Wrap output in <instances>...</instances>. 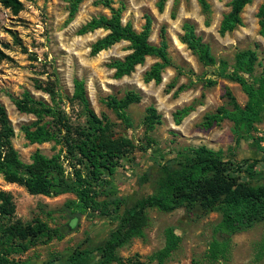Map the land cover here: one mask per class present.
Listing matches in <instances>:
<instances>
[{
    "label": "rangeland",
    "instance_id": "rangeland-1",
    "mask_svg": "<svg viewBox=\"0 0 264 264\" xmlns=\"http://www.w3.org/2000/svg\"><path fill=\"white\" fill-rule=\"evenodd\" d=\"M19 1L22 10L17 14L0 4V103L5 107L13 128V147L23 162H30V156L36 150L46 156H51L54 151L52 143L30 144L24 138L21 127L34 122L35 117L17 112L11 99L30 91L36 99L50 103L46 94L34 89L33 81H58L63 96H71L75 78L84 81L91 107L99 118L104 117L109 122V133L133 143L134 149L119 160L113 177L116 192L121 196L128 194L129 201L150 194L158 177L159 164L177 153L204 146L224 159H235L242 141L236 142L233 124L223 120L206 129L202 123L217 109L230 108L226 91H230L240 106L245 104L246 96L236 83L217 79L214 86L208 87L204 81L213 78L220 61L232 65L235 54L247 49L258 55L259 64L255 66L253 78L260 76L264 67V35L260 33L256 13L262 0H252L246 5L240 14L241 24L224 35L218 30L223 16L230 9L231 0H207L210 8L206 13L196 0H166L162 11L157 8L159 0H102L107 1L109 7L119 9L122 23H129L137 32L141 31L149 16V41L153 44L159 43L160 29H165L170 65L163 70L159 85L143 80L144 73L157 61L154 57H147L143 65L137 66L129 76L113 77V70L107 65L110 60L122 59L130 53L128 42H119L96 56L90 55L91 45L106 31L96 30L80 36L77 30L92 17L109 16L106 4L96 3L99 0H84L75 18L67 23L69 0ZM186 22L194 25L196 34L209 46L216 60L214 66L204 67L181 43L182 25ZM180 86H184V90L174 96ZM127 91L137 92L141 99L128 106L122 120L108 102L113 98L121 100ZM60 106L72 120L76 118V105L72 107L63 102ZM150 106L160 116V124L148 131L143 121ZM187 106H193V111L176 125L172 114ZM251 135L264 148V116ZM262 166L259 164L254 168V181L264 184ZM143 173H148V182L142 184L138 178ZM126 182L131 185V192L123 188ZM0 189L13 196L16 216L23 222L40 217L52 228L67 227L63 239L39 245L24 256L38 263L53 252L81 244L83 248L99 244L115 226L116 210L111 211L109 218L81 217L77 225L70 226L56 210L74 199L71 194L52 198L29 195L23 187L5 183L1 176ZM103 199V196L99 198ZM49 211L52 213L48 214ZM147 214L149 225L142 236L131 239L117 250L116 255L124 264H130V261L157 264L153 255L164 248L169 228L179 237V242L165 264H264V223L236 233L215 258L211 251L214 229L221 220L218 213H209L198 219L187 216L183 209L169 214L148 209ZM86 238L89 242L84 243Z\"/></svg>",
    "mask_w": 264,
    "mask_h": 264
},
{
    "label": "trees",
    "instance_id": "trees-1",
    "mask_svg": "<svg viewBox=\"0 0 264 264\" xmlns=\"http://www.w3.org/2000/svg\"><path fill=\"white\" fill-rule=\"evenodd\" d=\"M83 1L69 0L67 23L75 18ZM165 1H158L159 11L163 10ZM196 1L202 12L209 11L207 0ZM251 1L231 0L230 9L220 22V35L232 32L241 24L240 14ZM96 3L106 4L110 15L92 17L77 30L80 36L96 30L106 31L103 37L91 45L90 55L96 56L119 42H128L130 53L122 59L110 60L107 65L113 70V77L121 79L129 76L137 66L143 65L147 57H154L157 61L144 73L143 80L159 85L163 70L170 65L165 29H160L159 43L153 44L149 41V16L141 31L137 32L129 23H122L119 9L109 7L107 1L99 0ZM0 4L13 14L22 10L19 0H0ZM256 17L260 33L264 35V0ZM182 31L181 43L204 67L214 66L216 60L209 46L196 34L194 25L186 22L182 25ZM258 64V55L251 49L238 51L232 65L220 61L213 78L206 79L205 85L212 87L217 79L236 83L246 96V102L240 106L230 91H226L230 108L217 109L215 113L207 115L202 123V127L208 129L223 120L230 121L236 142L253 141L258 156L240 161L224 159L204 146L177 153L175 157H169L159 164L153 191L132 201L128 200V196L116 192L113 177L119 160L134 149L133 143L109 133V122L104 117L99 118L93 111L83 80H73L71 96H63L58 89V81H33L34 89L46 94L50 103L36 99L30 91H24L11 99L17 112L35 117L34 122L21 127L24 138L30 144L52 143L54 153L51 156L36 150L28 163L20 159L13 147V128L5 107L0 103V176L5 183L23 187L33 196L52 198L73 195L74 199L66 201L56 210L70 226L77 225L81 217L109 218L111 211L116 210L113 218L115 226L102 242L85 248L81 244L53 252L38 263L24 256L39 245L63 239L67 227L52 228L40 217L23 222L16 216L13 196L0 189V264H124L117 257V250L131 239L142 236L143 230L149 225L148 209L165 214L183 209L187 216L196 219L209 213H218L221 220L214 229L211 251L215 258L236 233L264 223V184L254 181V168L259 164L264 168V148L251 135L264 116V67L260 76L253 78ZM184 88L180 86L173 95L176 96ZM140 99L137 92L127 91L121 100L111 99L108 106L123 120L128 106L138 103ZM63 102L78 107L74 120L60 106ZM191 111L193 106L176 110L172 114L174 123L180 125ZM143 123L148 131L155 124H160V116L152 106L146 109ZM138 181L142 184L148 182V173H143ZM101 196L103 200H99ZM51 213L49 211L48 214ZM86 242H89L88 238ZM178 242L179 237L171 228L167 229L164 248L153 255L157 264H165Z\"/></svg>",
    "mask_w": 264,
    "mask_h": 264
},
{
    "label": "crops",
    "instance_id": "crops-1",
    "mask_svg": "<svg viewBox=\"0 0 264 264\" xmlns=\"http://www.w3.org/2000/svg\"><path fill=\"white\" fill-rule=\"evenodd\" d=\"M257 156H258V151H257L256 143H254L253 141H242L240 142L237 148V153L234 157L236 160L240 161L243 159H248L250 157L255 158ZM123 188H125L128 192L132 191V187L129 182L124 183ZM124 195L127 196L128 194H124Z\"/></svg>",
    "mask_w": 264,
    "mask_h": 264
},
{
    "label": "built area",
    "instance_id": "built-area-1",
    "mask_svg": "<svg viewBox=\"0 0 264 264\" xmlns=\"http://www.w3.org/2000/svg\"><path fill=\"white\" fill-rule=\"evenodd\" d=\"M261 146H263V145L261 144Z\"/></svg>",
    "mask_w": 264,
    "mask_h": 264
}]
</instances>
